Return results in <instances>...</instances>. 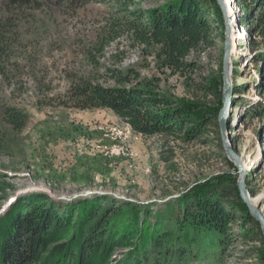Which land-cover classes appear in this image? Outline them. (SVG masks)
I'll use <instances>...</instances> for the list:
<instances>
[{
    "label": "rangeland",
    "instance_id": "obj_1",
    "mask_svg": "<svg viewBox=\"0 0 264 264\" xmlns=\"http://www.w3.org/2000/svg\"><path fill=\"white\" fill-rule=\"evenodd\" d=\"M164 3L135 0L131 10L147 12ZM231 5L228 22L231 36L238 39L230 51L235 99L227 136L246 174L249 200L264 216V116L258 113H264V24L260 35L244 25L242 29L240 21L251 10H245L239 0H231ZM7 9L0 0V21H13L15 26L8 35V61L0 70V189L4 190L0 213L32 193L65 204L92 196L109 197L150 208L153 213L170 212L165 209L168 205L184 210L199 189L217 180L237 178L238 186L239 167L225 154L219 130L227 35L223 12L222 18L210 15L215 25L214 45L194 51L187 66L177 69L165 66L159 46L143 45L126 27L110 42L106 33L121 18L110 2L93 0L75 7L44 0L38 9ZM101 41L110 42L102 54L95 48ZM114 70H133L140 76L133 85L153 89L175 105L203 106L217 116V125L193 140L184 138L187 129L180 136H143L111 110L65 105L77 78L116 86ZM205 87L212 93L206 94ZM8 108L26 115L21 131L6 122ZM181 201L186 203L179 205ZM149 220L155 222L153 216ZM249 227L232 226L235 239L221 250L216 264H264L263 252L258 251L262 242H246L242 237Z\"/></svg>",
    "mask_w": 264,
    "mask_h": 264
},
{
    "label": "trees",
    "instance_id": "obj_2",
    "mask_svg": "<svg viewBox=\"0 0 264 264\" xmlns=\"http://www.w3.org/2000/svg\"><path fill=\"white\" fill-rule=\"evenodd\" d=\"M1 1L9 12L38 9L44 2ZM91 1L52 0L56 5L75 7ZM100 1L110 2L116 13H121L106 33L110 42L116 41L121 36L118 31L126 27L143 45L159 46L165 66L177 69L187 66L186 60L194 51L214 45L215 25L210 15L216 13L222 18L216 0H165L162 6L147 12L131 10L135 0ZM239 2L245 10H251L241 19L242 26L260 35L264 0ZM254 10L259 11L257 16ZM14 27L13 21H0V70L8 61V35ZM110 42H98V53L102 54ZM112 79L116 86L77 78L65 105L81 110H111L143 136H180L187 129L184 138L193 140L206 133L209 126L217 125V116L203 106L191 104L187 109L153 89L133 85V80L140 79L133 70H114ZM205 90L206 94L212 93L208 87ZM4 118L15 130L26 126V115L13 108L5 110ZM237 181L230 177L217 180L209 188L199 189L184 210H175L173 204L165 208L170 212L157 213L109 197L92 196L65 204L43 193H32L0 213V264H216L221 250L235 239L232 226L236 223L250 226L242 237L246 242H262V247L256 249L263 252L264 260L261 225L249 214ZM235 199L236 204L228 202ZM183 203L186 201L179 205ZM139 208L143 216L137 212ZM151 216L155 222H150Z\"/></svg>",
    "mask_w": 264,
    "mask_h": 264
},
{
    "label": "water",
    "instance_id": "obj_3",
    "mask_svg": "<svg viewBox=\"0 0 264 264\" xmlns=\"http://www.w3.org/2000/svg\"><path fill=\"white\" fill-rule=\"evenodd\" d=\"M217 4L219 5L221 11L224 14V18L226 20V28H227V35H226V42H225V48H224V63H223V82H224V96H223V103H224V109L222 111V115L219 121V130H220V136L222 140V148L225 152V154L229 157V159L236 162V164L239 167V171L241 174V179L238 182V189L240 192V196L242 200L247 204L248 208L250 209L252 213V217L257 220L262 228L263 237H264V216L263 214L256 208L255 205L251 204L249 200V192L246 189V174L241 167V162L239 160L238 155L235 153V151L232 149L231 141L229 137L227 136V118H226V111L228 110L231 99L233 95L232 87L230 84V73H231V65H230V51H231V33L229 25L230 23L228 20L231 17H228L227 14V8L225 7L224 0H216ZM228 22V23H227ZM232 23V22H231Z\"/></svg>",
    "mask_w": 264,
    "mask_h": 264
},
{
    "label": "bare ground",
    "instance_id": "obj_4",
    "mask_svg": "<svg viewBox=\"0 0 264 264\" xmlns=\"http://www.w3.org/2000/svg\"><path fill=\"white\" fill-rule=\"evenodd\" d=\"M224 2H225V7L227 8V14H228V17H231V15L229 14V11L228 10H231L232 9V5H231V0H224ZM232 11V10H231ZM229 28H230V33H231V24L229 25ZM231 42H232V50L234 51V47L237 45V39H238V37H235V38H233L232 36H231ZM240 54V53H239ZM238 54V55H239ZM240 56H243V54H240ZM230 65H231V62H230ZM234 99H235V94L233 93V95H232V99H231V104H230V106H229V108H228V110L226 111L227 113H226V118H227V120H228V118H229V115H230V112H231V108H232V105H233V101H234ZM252 165V164H251ZM256 204V203H255Z\"/></svg>",
    "mask_w": 264,
    "mask_h": 264
}]
</instances>
